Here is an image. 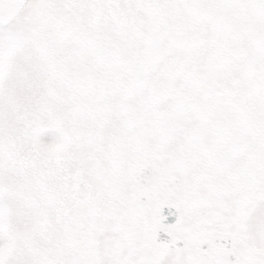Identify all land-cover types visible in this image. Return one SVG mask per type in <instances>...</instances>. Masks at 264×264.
I'll return each mask as SVG.
<instances>
[{
    "label": "snow or ice",
    "instance_id": "1",
    "mask_svg": "<svg viewBox=\"0 0 264 264\" xmlns=\"http://www.w3.org/2000/svg\"><path fill=\"white\" fill-rule=\"evenodd\" d=\"M0 264H264V0H0Z\"/></svg>",
    "mask_w": 264,
    "mask_h": 264
}]
</instances>
